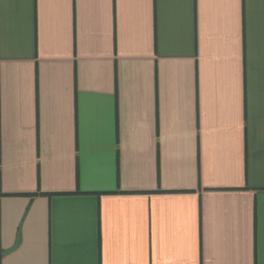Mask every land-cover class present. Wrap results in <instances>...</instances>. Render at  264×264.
Listing matches in <instances>:
<instances>
[{
	"label": "crops",
	"instance_id": "0c3cea01",
	"mask_svg": "<svg viewBox=\"0 0 264 264\" xmlns=\"http://www.w3.org/2000/svg\"><path fill=\"white\" fill-rule=\"evenodd\" d=\"M0 264H264V0H0Z\"/></svg>",
	"mask_w": 264,
	"mask_h": 264
}]
</instances>
